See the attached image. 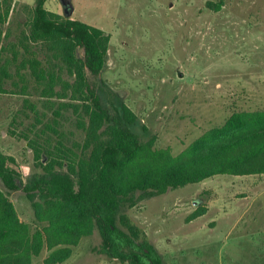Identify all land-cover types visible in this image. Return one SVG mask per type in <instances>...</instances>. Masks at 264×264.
<instances>
[{"label": "rangeland", "instance_id": "obj_1", "mask_svg": "<svg viewBox=\"0 0 264 264\" xmlns=\"http://www.w3.org/2000/svg\"><path fill=\"white\" fill-rule=\"evenodd\" d=\"M209 1L220 8H208ZM0 3L1 11L12 6L1 27L0 66L11 60L16 44L17 60L8 67L14 74L35 0ZM45 8L61 17L71 11L69 17L110 35L104 70L90 82L97 87L101 80L110 108L122 99L138 118L135 130L143 140L155 137L156 149L176 156L233 113L264 110V0H48ZM23 74L24 93L17 76L20 87L0 93V153L15 160L11 167L26 183L43 173L30 141L69 148L85 133L73 111L61 107L68 99L48 100L29 72ZM49 162L46 157L42 163ZM0 191L31 233L45 225L35 220L22 189L10 191L0 179ZM121 213L159 264H264V174L219 175L162 195L137 194ZM100 247L95 229L61 264H121ZM49 253L44 246L31 264H45Z\"/></svg>", "mask_w": 264, "mask_h": 264}, {"label": "trees", "instance_id": "obj_2", "mask_svg": "<svg viewBox=\"0 0 264 264\" xmlns=\"http://www.w3.org/2000/svg\"><path fill=\"white\" fill-rule=\"evenodd\" d=\"M47 1L35 0L28 32L18 42L23 56L15 73L8 67L17 60L16 44L11 45V60L0 66V93L20 87L14 76L23 84L18 92L24 93L23 71H28L42 96L68 99L61 107L73 111L85 137L82 143L56 149L30 141L43 173L26 183L11 167L15 160L0 153L4 186L10 191L22 189L35 220L45 223L31 233L0 191V264H31L44 246L50 251L44 263L61 264L71 256V247L95 229L101 238L100 252L109 258L121 264H159L155 250L144 239L140 242L138 228L121 208L131 206L137 194L162 195L219 175L264 174V110L233 113L176 156L168 148L156 149L155 137L143 140L135 130L138 118L122 99L116 97L110 108L101 80L97 87L90 82L89 76L98 77L104 70L110 35L48 11ZM223 2L219 0L220 5ZM216 5L207 2L210 9L218 10ZM11 8L7 3L1 11L0 3V44L1 27ZM4 51L0 45V60ZM46 157L50 162L43 165Z\"/></svg>", "mask_w": 264, "mask_h": 264}, {"label": "water", "instance_id": "obj_3", "mask_svg": "<svg viewBox=\"0 0 264 264\" xmlns=\"http://www.w3.org/2000/svg\"><path fill=\"white\" fill-rule=\"evenodd\" d=\"M70 13H71V11L68 12L67 10H64V14H63V15H64L65 17H69Z\"/></svg>", "mask_w": 264, "mask_h": 264}]
</instances>
